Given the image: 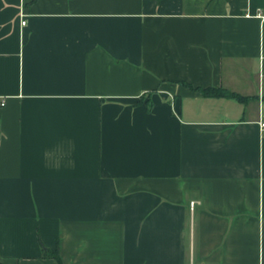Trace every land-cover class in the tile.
I'll return each instance as SVG.
<instances>
[{"label": "crops", "instance_id": "1", "mask_svg": "<svg viewBox=\"0 0 264 264\" xmlns=\"http://www.w3.org/2000/svg\"><path fill=\"white\" fill-rule=\"evenodd\" d=\"M262 116L264 0H0V264H264Z\"/></svg>", "mask_w": 264, "mask_h": 264}, {"label": "trees", "instance_id": "2", "mask_svg": "<svg viewBox=\"0 0 264 264\" xmlns=\"http://www.w3.org/2000/svg\"><path fill=\"white\" fill-rule=\"evenodd\" d=\"M196 90L201 92L204 96L225 97V98H230V99L236 100V101L241 102V103L247 99V97H245V96H242V95L235 93V92L228 91V90L223 89V88H204V89L196 88ZM43 256L44 257H52V258L56 259L57 264H63V262L61 261L56 250L51 251V250L46 249L43 252Z\"/></svg>", "mask_w": 264, "mask_h": 264}, {"label": "built area", "instance_id": "3", "mask_svg": "<svg viewBox=\"0 0 264 264\" xmlns=\"http://www.w3.org/2000/svg\"><path fill=\"white\" fill-rule=\"evenodd\" d=\"M24 23H25V22L22 21V24H24ZM258 124H259L260 129H261V130H264V116H262V117L259 119Z\"/></svg>", "mask_w": 264, "mask_h": 264}]
</instances>
